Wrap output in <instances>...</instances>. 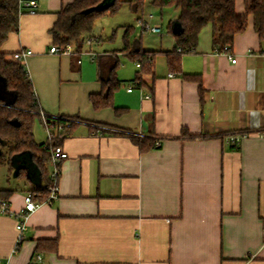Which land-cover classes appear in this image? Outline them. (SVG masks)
<instances>
[{
	"label": "crops",
	"instance_id": "1",
	"mask_svg": "<svg viewBox=\"0 0 264 264\" xmlns=\"http://www.w3.org/2000/svg\"><path fill=\"white\" fill-rule=\"evenodd\" d=\"M37 1L36 13H20L19 29L2 50L12 57L31 49L24 65L41 109L75 119L57 143L68 153L59 163L58 196L38 198L43 202L25 219L16 250L24 196L39 187L49 193L54 165L42 179L31 164L26 185L9 187L15 214L0 211V258L6 264H264V40L254 15L229 45L236 62L214 49L209 23L195 48L183 51L177 71L167 55L176 48L172 29L173 47L166 50H141L126 36L123 48H108L91 31L84 38L92 35L93 43L51 52L50 30L72 0ZM235 10L245 13L244 0H235ZM139 49L154 58L142 84L131 56ZM126 55L130 62L123 65ZM114 58L120 83L113 106L96 109L90 95L103 90L102 72ZM117 128L158 146L142 149ZM33 132L36 142L46 141L40 117ZM233 132L247 136L232 144L226 136Z\"/></svg>",
	"mask_w": 264,
	"mask_h": 264
},
{
	"label": "trees",
	"instance_id": "2",
	"mask_svg": "<svg viewBox=\"0 0 264 264\" xmlns=\"http://www.w3.org/2000/svg\"><path fill=\"white\" fill-rule=\"evenodd\" d=\"M101 1L72 0L63 6L58 12V19L50 30L54 43L62 46L68 42H74L80 49L84 44L85 34L93 31L96 17L107 12H116L122 2L129 3L136 12L144 5V0H115V3L102 11L84 12L85 9L95 6ZM244 2L245 13L238 14L235 10V0H153V3L158 7L174 6L180 9L176 20L182 23L184 31L175 34L176 48L167 51L169 64L180 71L181 54L183 51L195 48L202 28L209 23L213 27L212 43L217 51L223 50L226 45H232L235 34L246 29L249 14L254 15L255 30L259 33L261 40H264V0H244ZM21 11L18 0H0V164L3 159V162L6 160L16 174H26L25 171L30 169L28 175L34 173L30 167L33 164L37 173L44 179L48 173L46 168V160L49 159L48 153L44 148V142H36L33 132L34 122L38 117L42 119L41 111L43 110L35 95L26 66L12 57H7V54L2 50V45L9 34L19 29ZM170 27L172 29V24ZM130 30V27L126 29V39ZM178 47H181L183 51H178ZM151 54L153 53L142 52L139 49L131 55L140 63V70L136 78L139 84H142L141 74L150 72L153 67L154 58ZM118 65V60L114 58L107 72H102L103 90L90 95L94 108L113 106L112 92L120 83L115 74ZM187 77L191 78L192 76ZM197 80L201 81L198 77ZM199 89L202 93L201 84ZM114 109L120 113L122 108L114 106ZM46 118L50 124L65 123L66 121L73 124L75 119L67 116L53 117L48 114H46ZM14 120H17L16 124L13 123ZM68 131L69 129L65 131L64 136ZM117 131L131 137L142 149L158 146L155 141L149 142L148 145L145 144L144 139L129 130L117 128ZM186 133L188 134V132ZM60 138L62 137L55 140L56 144ZM7 145L10 148L5 155L3 148ZM24 160H27V164H24ZM17 167L20 168V172L16 170ZM30 192L37 199H44L49 195L47 187L43 189L39 187ZM13 193V189L0 188V198L8 199Z\"/></svg>",
	"mask_w": 264,
	"mask_h": 264
},
{
	"label": "rangeland",
	"instance_id": "3",
	"mask_svg": "<svg viewBox=\"0 0 264 264\" xmlns=\"http://www.w3.org/2000/svg\"><path fill=\"white\" fill-rule=\"evenodd\" d=\"M179 13V8L174 6L161 8L155 5L153 0H144V5L138 12L134 11L129 3L122 2L116 12H107L96 17L93 31L101 34L103 42L107 43L108 48L121 49L124 46L123 39L126 29L130 27L131 30L127 39L130 40L129 42L133 47L137 46L141 50L147 51L166 50L173 47V33L170 25L173 24ZM149 14L153 15V19L149 21L150 25L160 23L162 26V34L150 30H143L138 25V17L142 16L146 20ZM122 57L121 62L123 65L130 62L127 55ZM9 148V145L3 148L5 155L8 153ZM2 162L0 164V188L25 186L27 183L25 174L19 173L17 175L14 169L7 164L6 160ZM51 167L50 160H46L47 170L49 171Z\"/></svg>",
	"mask_w": 264,
	"mask_h": 264
},
{
	"label": "built area",
	"instance_id": "4",
	"mask_svg": "<svg viewBox=\"0 0 264 264\" xmlns=\"http://www.w3.org/2000/svg\"><path fill=\"white\" fill-rule=\"evenodd\" d=\"M20 7L23 10L29 13H36L38 9V1L37 0H18ZM21 11V12H22ZM138 24L143 28V30H150L156 33H161L162 26L160 23H156L150 25L147 20H144L142 17L138 20ZM94 41V37L89 35L85 38V43L91 44ZM230 46L226 45L223 49L229 57L231 58L232 62H236V57L230 54L229 52ZM51 52L55 53H71L72 52V44L70 42L60 46L57 44H53L50 49ZM178 51L182 52L183 49L178 47ZM31 49H20L12 54V58L25 64L26 57L32 54ZM138 66L140 63L137 62ZM169 75H173L170 73ZM132 90L130 86L128 88ZM146 97L150 98L151 94H145ZM42 122L46 131V141L44 142V148L47 149L48 158L51 163L54 165V168L49 171L48 173V180H49V195L46 198L47 201L53 200L58 196V186H59V176H60V168L59 163L61 160L68 157V153L63 149L61 145L55 143V140L59 137H63L65 135V131L68 130L72 126V122L66 121L65 123H53L50 124L46 118V113L41 111ZM247 136L246 132H233L229 133L226 137L232 144L239 143L244 137ZM42 200H39L34 197L32 192H27L24 196V205L22 206L21 210L16 214L19 218L17 223V230H18V237L15 244V250L18 249L20 243L23 240L24 230L26 229L25 219L27 218L28 214L32 211L36 210L42 203ZM0 211L5 214H15L9 204L8 199L0 198ZM264 232V230H263ZM37 258L41 261V256L38 255ZM0 264H6V261L3 258H0ZM44 264V263H42Z\"/></svg>",
	"mask_w": 264,
	"mask_h": 264
},
{
	"label": "water",
	"instance_id": "5",
	"mask_svg": "<svg viewBox=\"0 0 264 264\" xmlns=\"http://www.w3.org/2000/svg\"><path fill=\"white\" fill-rule=\"evenodd\" d=\"M113 3H115V0H102L100 3H98L95 6L89 7L87 9L84 10L85 13H90L92 11L98 10V11H102L106 8L109 7V5H112ZM172 30L175 34H180L184 31L183 25L179 20H175L172 24ZM14 124L17 123V120L13 121ZM16 170H20L19 167L16 168ZM27 173H29V170H27Z\"/></svg>",
	"mask_w": 264,
	"mask_h": 264
},
{
	"label": "flooded vegetation",
	"instance_id": "6",
	"mask_svg": "<svg viewBox=\"0 0 264 264\" xmlns=\"http://www.w3.org/2000/svg\"><path fill=\"white\" fill-rule=\"evenodd\" d=\"M24 164H27V160H24Z\"/></svg>",
	"mask_w": 264,
	"mask_h": 264
}]
</instances>
